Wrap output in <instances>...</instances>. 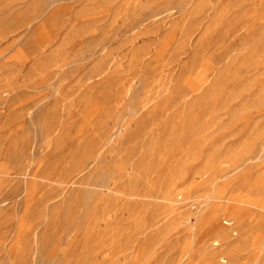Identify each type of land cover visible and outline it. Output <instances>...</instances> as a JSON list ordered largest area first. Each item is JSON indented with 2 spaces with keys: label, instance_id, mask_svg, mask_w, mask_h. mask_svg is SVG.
Masks as SVG:
<instances>
[{
  "label": "rangeland",
  "instance_id": "374dc122",
  "mask_svg": "<svg viewBox=\"0 0 264 264\" xmlns=\"http://www.w3.org/2000/svg\"><path fill=\"white\" fill-rule=\"evenodd\" d=\"M0 264H264V0H0Z\"/></svg>",
  "mask_w": 264,
  "mask_h": 264
}]
</instances>
